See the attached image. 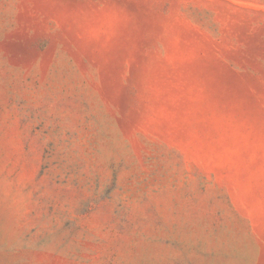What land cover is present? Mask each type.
I'll list each match as a JSON object with an SVG mask.
<instances>
[{"label": "rangeland", "instance_id": "374dc122", "mask_svg": "<svg viewBox=\"0 0 264 264\" xmlns=\"http://www.w3.org/2000/svg\"><path fill=\"white\" fill-rule=\"evenodd\" d=\"M0 264H264V0H0Z\"/></svg>", "mask_w": 264, "mask_h": 264}]
</instances>
